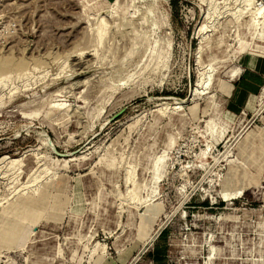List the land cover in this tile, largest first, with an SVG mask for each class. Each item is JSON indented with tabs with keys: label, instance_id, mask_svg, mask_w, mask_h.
I'll return each mask as SVG.
<instances>
[{
	"label": "rangeland",
	"instance_id": "obj_1",
	"mask_svg": "<svg viewBox=\"0 0 264 264\" xmlns=\"http://www.w3.org/2000/svg\"><path fill=\"white\" fill-rule=\"evenodd\" d=\"M255 58L264 0H0V264H264Z\"/></svg>",
	"mask_w": 264,
	"mask_h": 264
},
{
	"label": "crops",
	"instance_id": "obj_2",
	"mask_svg": "<svg viewBox=\"0 0 264 264\" xmlns=\"http://www.w3.org/2000/svg\"><path fill=\"white\" fill-rule=\"evenodd\" d=\"M264 78V59L255 58L252 67L245 70L242 76L235 82L237 88L236 100L240 103L248 94L255 93Z\"/></svg>",
	"mask_w": 264,
	"mask_h": 264
},
{
	"label": "water",
	"instance_id": "obj_3",
	"mask_svg": "<svg viewBox=\"0 0 264 264\" xmlns=\"http://www.w3.org/2000/svg\"><path fill=\"white\" fill-rule=\"evenodd\" d=\"M194 92V91H193ZM173 98V97H171ZM179 98V97H178ZM189 98V97H188ZM188 98L186 99H178L179 101L182 102H186L188 100ZM126 110V107L122 108L120 111H118L116 114H114L111 118L110 121L118 118L121 114L124 113V111ZM44 132V136L47 138L49 146H50V150L57 156V157H61V158H67L70 157L72 155L77 154L78 152H80L86 145L87 143L83 144L81 147H79L78 149H75L73 151H61L58 146L56 145V143L54 142V139L52 138V136L45 130H43Z\"/></svg>",
	"mask_w": 264,
	"mask_h": 264
},
{
	"label": "trees",
	"instance_id": "obj_4",
	"mask_svg": "<svg viewBox=\"0 0 264 264\" xmlns=\"http://www.w3.org/2000/svg\"><path fill=\"white\" fill-rule=\"evenodd\" d=\"M166 233H167V231H166V229H164V230L160 233L159 237H160V238L163 237L164 235H166ZM161 253H162V248H161L160 245L158 244V245H156V246L154 247V256H155V257H156V256H160Z\"/></svg>",
	"mask_w": 264,
	"mask_h": 264
},
{
	"label": "bare ground",
	"instance_id": "obj_5",
	"mask_svg": "<svg viewBox=\"0 0 264 264\" xmlns=\"http://www.w3.org/2000/svg\"><path fill=\"white\" fill-rule=\"evenodd\" d=\"M178 99H180V98H174L173 100L174 101H178V102H180V103H182L183 104V102L182 101H179ZM182 99V98H181ZM43 136H44V133H43ZM45 137V136H44ZM46 138V137H45ZM46 140H47V138H46ZM48 141V140H47ZM49 144V143H48ZM239 195V194H238ZM225 196H226V193H225Z\"/></svg>",
	"mask_w": 264,
	"mask_h": 264
}]
</instances>
